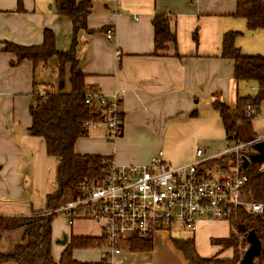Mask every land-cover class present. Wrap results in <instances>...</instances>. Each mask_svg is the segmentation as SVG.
Segmentation results:
<instances>
[{
    "label": "crops",
    "instance_id": "1",
    "mask_svg": "<svg viewBox=\"0 0 264 264\" xmlns=\"http://www.w3.org/2000/svg\"><path fill=\"white\" fill-rule=\"evenodd\" d=\"M91 1L87 22L94 30L79 32L77 57L88 85L107 96L119 93L123 126L112 140L106 126L99 124L77 140L75 152L129 165L148 164L163 151L174 167L196 161L198 149L207 156L223 154L232 144L212 102L220 98L234 106L239 95L256 94L258 85L235 80L234 60L222 57L221 40L224 33L238 31L236 45L243 52L264 55V29L249 30L246 20L234 15L237 0ZM22 4L19 10L18 0H0V214L5 215L43 211L47 198L57 190L60 159L48 154L43 137L30 133L29 106L34 90H44L47 83L60 88L55 56L46 63L25 59L15 64L17 57L3 50L4 42L38 45L47 28L56 34L61 51L69 50L73 40L72 22L56 12L55 0H22ZM156 13L169 16L177 36V44H170L160 55L153 54ZM66 84L64 89H70ZM252 125L256 137L264 136V103ZM263 153L261 141L245 151L242 159ZM227 163L234 164L231 158ZM216 165L208 166L212 174ZM87 222L77 220L66 227L70 233L65 235L100 236V224ZM53 230L52 252L59 260L66 244L54 251L55 226ZM21 232L11 233L17 234L15 244ZM232 232L234 227L226 220L202 221L187 238L195 239L197 252L204 258H232L234 248L226 246ZM151 238L150 250L126 248L112 255L103 251L97 260L86 262L73 257L88 264H189L173 241L186 237L159 230Z\"/></svg>",
    "mask_w": 264,
    "mask_h": 264
},
{
    "label": "trees",
    "instance_id": "2",
    "mask_svg": "<svg viewBox=\"0 0 264 264\" xmlns=\"http://www.w3.org/2000/svg\"><path fill=\"white\" fill-rule=\"evenodd\" d=\"M18 3L19 10H22V0H18ZM91 8V0H55L56 12L69 18L73 25L72 46L67 51L57 48L56 34L49 28L43 34V42L38 45L4 42L3 50L16 55L15 64L25 59L39 64L48 62L54 56L57 58L60 89L55 90L54 84L47 83L44 90H34L29 106L33 119L29 131L34 136L44 138L48 154L58 157L60 165L57 190L47 198L46 208L43 211L31 215L0 214V239L15 231H22V238L12 251H4L0 248V264H88L76 261L73 257L74 249L107 246L102 236L71 235L60 259L56 260L52 252L55 216L42 215L43 212L54 210L82 196L83 183L99 181L112 162V159L106 156L75 152L77 140L89 133L85 124L88 121L101 124L106 116L103 106H100L95 99L89 103L86 101L89 92L98 90L86 83V76L80 67L76 52L79 32L94 30L89 29L87 22ZM234 15L244 18L249 30L264 29V0H237ZM153 26V54L160 55L170 44H177V36L171 30L170 18L167 14L156 13ZM239 34L241 33L238 31L224 33L221 40V55L223 58L234 60V78L237 82H255L258 91L254 95H239L234 106L226 104L220 98H215L212 102L220 113L227 140L232 145L256 137L252 120L264 103V55L243 52L236 45V37ZM194 38L197 40V32L194 33ZM67 73L70 89L64 91ZM250 105L254 108V113L248 116L247 109ZM229 158L235 164L237 156L231 154L206 165L225 164ZM260 164V162H252L244 172L249 179L246 189L252 193L255 200L264 204V173L260 170ZM241 218L244 228L232 232L226 242V246L234 248L232 258L200 256L194 238H173L174 244L184 254L189 264H240L243 257L240 245L243 247L249 245L245 233L254 231L262 243V252L255 258L254 264H264V214L253 216L243 213ZM152 247V238L139 237L129 238L124 245L125 249L132 251L150 250Z\"/></svg>",
    "mask_w": 264,
    "mask_h": 264
},
{
    "label": "built area",
    "instance_id": "3",
    "mask_svg": "<svg viewBox=\"0 0 264 264\" xmlns=\"http://www.w3.org/2000/svg\"><path fill=\"white\" fill-rule=\"evenodd\" d=\"M108 37H113L111 31ZM93 99L103 106L106 116L101 124L115 140L123 124L119 93L107 96L99 91L89 92L86 101ZM253 113L254 108L248 106L247 115ZM99 124L88 121L85 128L90 131ZM261 141L264 136L235 143L218 156H207L204 149H198L196 161L177 167L164 159L163 151L148 164L116 165L112 161L99 181L83 183L82 196L42 215L63 214L70 225L77 218L98 222L100 236L106 240L105 247L111 255L122 252L129 238H151L156 231L177 226L194 232L202 221L226 220L237 232L235 226L241 223V214H264V204L246 189L249 179L240 166L243 152ZM231 154L237 156L235 164L216 165L212 174L206 164ZM260 170L264 173V162ZM248 247L240 245L243 255Z\"/></svg>",
    "mask_w": 264,
    "mask_h": 264
},
{
    "label": "rangeland",
    "instance_id": "4",
    "mask_svg": "<svg viewBox=\"0 0 264 264\" xmlns=\"http://www.w3.org/2000/svg\"><path fill=\"white\" fill-rule=\"evenodd\" d=\"M54 71H55V69H54ZM53 75H54V72H51V76H53ZM66 83H67L66 88H68V85H69V74L68 73L66 76ZM68 90L69 89H64V91H68ZM77 220H85V221H88L90 223H94L90 219L77 218V219H75V222ZM54 226L56 227V231H55L56 235H54L55 236V250L54 251L57 253L58 250L61 249L63 244L56 243V242H57V240L63 239V237L65 235L64 232H66V230L68 228L67 226H71V225L68 223L65 215L58 214L54 218L53 228H54ZM243 228H244V226L242 223H237L235 226L236 230H242ZM170 232H171V235L173 237H186V238L192 236V233H193V232L189 231L188 229L181 228L180 226L171 228ZM66 233H70V230ZM53 234H54V230H53ZM16 235L17 234H10V235H6L2 239H0V248L4 251H9V252L12 251L14 249V246H15L14 239L16 238ZM107 250H108L107 247L77 248L74 250L73 254L77 260L86 262V260H97V257L100 255V253L103 251H107ZM228 255L230 256L231 254H228Z\"/></svg>",
    "mask_w": 264,
    "mask_h": 264
},
{
    "label": "water",
    "instance_id": "5",
    "mask_svg": "<svg viewBox=\"0 0 264 264\" xmlns=\"http://www.w3.org/2000/svg\"><path fill=\"white\" fill-rule=\"evenodd\" d=\"M258 148V146H256ZM250 162H264V153L262 154H250L249 156L243 157V161L241 163V168L246 169ZM249 247L246 249L240 264H254L255 258L258 257L262 252V243L254 231H250L247 234ZM68 236L64 235L62 240H57V243L67 244Z\"/></svg>",
    "mask_w": 264,
    "mask_h": 264
}]
</instances>
